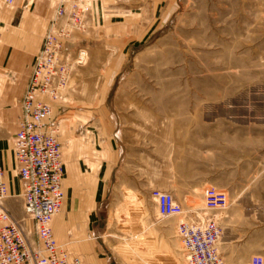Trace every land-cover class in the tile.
I'll return each instance as SVG.
<instances>
[{"label": "rangeland", "instance_id": "1", "mask_svg": "<svg viewBox=\"0 0 264 264\" xmlns=\"http://www.w3.org/2000/svg\"><path fill=\"white\" fill-rule=\"evenodd\" d=\"M57 8L78 11L81 21L67 28V86L52 102L56 121L64 120L61 162L82 125L108 127L123 147L127 177L114 182L106 222L118 264H185L175 223L214 216L224 225L230 211L241 244L229 261L219 240L222 263L258 256L264 264V0H0L3 155L10 156L23 93L13 85L25 80ZM4 169L7 201L17 210L7 211L23 218L10 159ZM210 187L226 193L225 209L204 211L202 191ZM152 189L170 193L183 216L158 218ZM250 204L261 213L250 215ZM126 244L144 256L136 259Z\"/></svg>", "mask_w": 264, "mask_h": 264}, {"label": "built area", "instance_id": "2", "mask_svg": "<svg viewBox=\"0 0 264 264\" xmlns=\"http://www.w3.org/2000/svg\"><path fill=\"white\" fill-rule=\"evenodd\" d=\"M13 1L2 0V3L11 5ZM69 26L74 29L81 27L79 12L66 14L64 8H57L33 59L19 101L18 129L11 138V149L23 218L16 219L3 208L7 192L0 167V264H82L79 259H66L51 231V220L63 202L58 127L51 120V110L52 102L60 99L67 86ZM149 197L158 218L183 216L184 210L170 193L152 189ZM202 202L204 211L223 210L227 207L226 193L205 188ZM195 214L193 217L197 219ZM26 220L31 222L30 232L25 231ZM175 232L185 264H223L216 247L221 238V228L214 216H206L195 224L178 220ZM250 264H262V259L254 256Z\"/></svg>", "mask_w": 264, "mask_h": 264}, {"label": "crops", "instance_id": "3", "mask_svg": "<svg viewBox=\"0 0 264 264\" xmlns=\"http://www.w3.org/2000/svg\"><path fill=\"white\" fill-rule=\"evenodd\" d=\"M31 65L32 62L25 75V80L21 82L22 80L18 79L13 85V88L19 89V93L24 90ZM54 108V105H52L51 120L57 123L59 131L57 136L59 138L60 122L64 120L56 121L57 116L54 113L56 112ZM17 129L15 123L11 138L15 135ZM102 129L103 132H99L97 128L89 124L74 128L75 137L74 141L70 143L71 152L64 155L62 159L64 175L63 202L60 211L51 220V231L56 245L61 247L67 260L79 259L82 264H118L106 241V222L108 210L112 204L114 182L122 180L123 176L127 177L125 175L127 169L124 165L122 143L118 141L119 139L112 131H109L108 127H102ZM9 150L10 156L0 153V167L3 171L7 192L2 205L5 210L9 208L14 211L16 210L15 205L7 201L9 186L4 169L9 159L15 167L11 146ZM121 192L125 193L123 195H126L134 204L139 203L134 197L128 195V193L126 194V191ZM251 196L250 192V198ZM18 197L21 203L19 183ZM262 203L260 202V205ZM139 207L142 209V204L139 203ZM252 210H254L256 216L260 212L257 205H254L253 208L250 204V215ZM234 213V211H230L224 216V225L217 222L221 228L219 243L227 251L223 252L222 249L221 254H225V258L229 261H233V248L241 244L239 230L233 225ZM114 216V218L119 216L118 211L114 212ZM26 222H28L31 231V222L29 220H26ZM254 233L256 236L255 225ZM129 246L126 244L125 249L131 250L136 259L139 260V255L144 256L135 246L134 248ZM125 249L121 247L116 249V252L122 254Z\"/></svg>", "mask_w": 264, "mask_h": 264}, {"label": "bare ground", "instance_id": "4", "mask_svg": "<svg viewBox=\"0 0 264 264\" xmlns=\"http://www.w3.org/2000/svg\"><path fill=\"white\" fill-rule=\"evenodd\" d=\"M83 58H84V53H79V55L77 56V60H76V64H82V61H83ZM60 99H62V95L60 96Z\"/></svg>", "mask_w": 264, "mask_h": 264}]
</instances>
